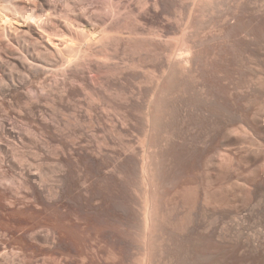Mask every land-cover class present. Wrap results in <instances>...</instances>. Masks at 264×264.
I'll return each mask as SVG.
<instances>
[{
  "label": "bare ground",
  "instance_id": "1",
  "mask_svg": "<svg viewBox=\"0 0 264 264\" xmlns=\"http://www.w3.org/2000/svg\"><path fill=\"white\" fill-rule=\"evenodd\" d=\"M0 185V264H264V0H0Z\"/></svg>",
  "mask_w": 264,
  "mask_h": 264
},
{
  "label": "rangeland",
  "instance_id": "2",
  "mask_svg": "<svg viewBox=\"0 0 264 264\" xmlns=\"http://www.w3.org/2000/svg\"><path fill=\"white\" fill-rule=\"evenodd\" d=\"M0 189L5 190L6 188L4 186L0 185ZM240 204L234 210H236V212H239V213L241 212V214L243 213V215L246 214L245 218H244L245 221H243V223H242V224H244L242 226L244 228H246V229H244L245 233H246L245 236H247L248 238L251 236L250 237L251 239H252V236H253V238H257L256 235L259 236L260 233H262V234L264 233V217L260 216L259 215L260 213H257V210H254V208L252 206H251L252 209H250L249 206L246 207L243 205V203L241 205ZM254 212H256V213H254ZM231 222H233V221H231ZM257 232H258V234H257ZM262 234H261V236H262ZM139 251L140 250H138V249L137 250L135 249V251H132V253L126 258V260H127V261L125 260L126 263L125 262L124 263L125 264H139V260L140 259L143 260L142 257H144L143 252H142L143 256H141V253ZM141 260H140V262H141Z\"/></svg>",
  "mask_w": 264,
  "mask_h": 264
}]
</instances>
